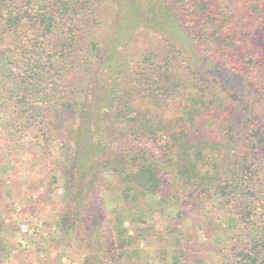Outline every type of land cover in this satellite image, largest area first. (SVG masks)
<instances>
[{
	"label": "rangeland",
	"instance_id": "obj_1",
	"mask_svg": "<svg viewBox=\"0 0 264 264\" xmlns=\"http://www.w3.org/2000/svg\"><path fill=\"white\" fill-rule=\"evenodd\" d=\"M125 1V6L133 2ZM173 1L175 8L165 15L154 7L155 21L144 9L141 14L136 9L122 12L110 3L102 28L111 30L112 38L117 34L109 42L113 65L123 55L128 64L120 83L129 114L158 113L160 120L186 130L196 151L199 140L208 141L205 156L210 155L201 169L213 174L214 162L223 164L245 152L252 126H264V87L251 77L247 58L249 51L264 57V26L250 24L229 67L202 45L224 17L241 14L237 0H190L191 5ZM143 57L150 61L142 63ZM7 75L3 73L1 83L9 89L13 77ZM15 78L22 82L23 76ZM17 112L12 103L0 102V246L5 248V264H174L178 255L180 264H224L225 248L249 247L244 234L255 236L264 228V212L251 207L258 197L264 205L259 194L264 188V147L248 173L225 170L218 184L186 188L165 140L132 135L110 139L104 148L126 160L147 154L163 178L161 192L139 202L126 200L121 178L112 173L98 178L96 167L90 183H99L95 189L100 197L91 201L83 195L84 200L72 202L69 187L76 185L75 177L69 183L66 176L79 171L73 168L77 162L69 151V132L59 120L43 121L33 114L27 122ZM79 202L88 209L85 219L73 217L72 207ZM246 212L254 224L244 222ZM118 217L124 225L117 228ZM22 225L29 234H23ZM124 229L125 240L135 239L122 255L116 237Z\"/></svg>",
	"mask_w": 264,
	"mask_h": 264
},
{
	"label": "trees",
	"instance_id": "obj_2",
	"mask_svg": "<svg viewBox=\"0 0 264 264\" xmlns=\"http://www.w3.org/2000/svg\"><path fill=\"white\" fill-rule=\"evenodd\" d=\"M182 1L192 4L190 0ZM110 3L122 12L136 9L141 14L144 9L154 21L158 14L154 7L162 9L163 15L168 8H175L173 0H133L126 6L125 0L122 3L118 0H0V102L12 103L18 110L17 115H24L23 120L27 122L34 114L43 121L53 119L64 124L63 129L69 132V151L75 154L77 162L73 168L79 171V174L66 176L69 180L75 177L76 185L69 187L70 200L82 201L83 195L91 201L100 197L101 191L95 189L99 183H90L94 178L91 172L96 167L98 178L105 173L121 178V192L126 200L139 202L147 196L159 195L164 181L147 154L126 160L116 151L104 148L105 142L124 135L145 137L154 142L165 140L172 155L170 161L177 166L178 177L186 188L218 184L225 170L248 173L254 156L264 147V126L260 123L250 128L243 146L245 152L241 150L235 159L222 160L223 164L214 162L211 174L201 169V162L210 155L205 156L208 141L199 140L196 151L187 131L160 120L163 117L158 113L149 110L137 112L135 116L129 114L131 108L128 104L123 106L121 93L124 92L120 83L128 64L123 55L117 65H113L115 57L109 50V42L117 38V34L112 38V31L106 33L102 28L107 23ZM235 6L242 9L241 14L224 17L219 30L208 34L202 45L208 54L216 55L229 67L233 65L230 58L234 49L251 29L250 24L256 22L264 26V0H237ZM247 58L251 77L256 85L264 87V57L249 51ZM140 61L147 64L150 60L143 57ZM3 73L13 77L9 89L2 86ZM16 76H23L22 82ZM259 194L264 197V188ZM256 200L257 205L251 206L253 211L264 212L261 198ZM77 206L72 207L73 217L85 219L88 209L82 202ZM250 214L246 212L243 217L249 225L254 224ZM229 221L235 223L232 219ZM123 225L124 219L118 217L117 228ZM126 232V229L118 231L116 237L122 255L135 239L129 236V241L125 240ZM242 239L247 240L249 247L246 244L245 249L237 251L225 248L224 264H264V228H258L255 236L244 234ZM5 257V248L0 246V264H5ZM180 258L175 256L174 264H180Z\"/></svg>",
	"mask_w": 264,
	"mask_h": 264
},
{
	"label": "built area",
	"instance_id": "obj_3",
	"mask_svg": "<svg viewBox=\"0 0 264 264\" xmlns=\"http://www.w3.org/2000/svg\"><path fill=\"white\" fill-rule=\"evenodd\" d=\"M22 232L23 234H29V229L27 228V225H22Z\"/></svg>",
	"mask_w": 264,
	"mask_h": 264
}]
</instances>
